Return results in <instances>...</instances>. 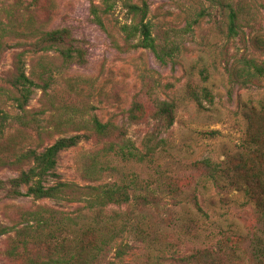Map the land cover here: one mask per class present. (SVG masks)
<instances>
[{
    "label": "rangeland",
    "instance_id": "1",
    "mask_svg": "<svg viewBox=\"0 0 264 264\" xmlns=\"http://www.w3.org/2000/svg\"><path fill=\"white\" fill-rule=\"evenodd\" d=\"M146 1L152 33L159 39H173L179 45L173 58L163 63L149 49H128L124 44L121 25L131 19L122 0L108 13L99 12L103 26L90 12L91 4L101 8L102 0H40L37 6L34 0H0V22L17 30L11 38L3 37L6 47L0 56L1 109L10 114L21 113L9 98L8 79L14 54L28 48L33 39L26 35L32 25L36 23L44 30L66 27L85 51L82 64L64 66H58L56 52L52 50L24 53L27 73L32 69L41 71L43 65L51 67L50 73L43 75L48 87L45 91L34 88L26 105L27 111L34 113L35 124L22 127L12 121L3 137L12 140L19 150H41L59 137L85 131L58 126V112L54 108L71 100L78 103L65 92L67 81L76 82L79 98L86 103L85 116L95 115L101 122L114 123L142 152L152 153L153 164L124 158L114 151L103 152L101 144L80 140L59 153V179L98 184L135 178L148 188H137L131 193L150 197L154 194L161 200L159 204L145 206L142 200L138 204L134 200L113 204L97 216L95 208L88 207L85 201L36 200L27 194L12 198L0 190V226L13 224L9 216L16 206H46L45 214L61 216L68 227L89 223L111 226L115 242L129 247L120 258L110 252V262L104 264H172L173 259L196 250L215 248L220 238L237 248L229 255L230 260L220 257L219 264H256L247 255L253 237H264V218L256 204L241 190L219 191L213 180L206 177L205 170H197L192 164L209 159L224 166L227 155L239 151L246 140L245 106L264 103V75L258 86L243 87L229 80L239 59L253 57L264 61V0ZM230 7L237 13L240 34L227 39ZM29 19L31 24H26L24 21ZM57 68L61 70L58 72ZM149 69L160 75L156 96L175 103L174 122L168 128L153 118V103L145 97L141 99L150 111L145 119L134 122L129 118L128 110L141 89V73ZM201 87L213 95L212 103L202 100L203 107L190 96L191 89L199 91ZM27 116L32 117L30 112ZM38 126L44 130L41 136ZM91 162L96 167L91 168ZM17 174L18 170L0 168V180ZM172 177L182 189L175 198L163 190ZM14 233L13 230L0 235V264H17L5 256L7 239Z\"/></svg>",
    "mask_w": 264,
    "mask_h": 264
},
{
    "label": "trees",
    "instance_id": "2",
    "mask_svg": "<svg viewBox=\"0 0 264 264\" xmlns=\"http://www.w3.org/2000/svg\"><path fill=\"white\" fill-rule=\"evenodd\" d=\"M117 1L121 0H102L101 8L94 3L91 4L90 12L98 24L103 26L99 12L108 13ZM122 1L131 19L130 23L121 25L124 44L128 49L138 47L149 49L161 63L167 61V58H173L179 45L173 39L167 37L159 39L152 33V25L147 19L149 12L147 1ZM34 4L39 5L40 0H34ZM237 19L236 11L230 7L225 33L227 39L239 36ZM24 22L31 24V19ZM16 32L14 26L5 27L3 22H0V56L6 47L5 36L11 38ZM26 35L32 36L33 39L28 48L14 54L13 70L8 79L9 98L15 102L21 113L10 114L0 108V168L9 167L18 170V174L0 180V190H5L12 198L27 194L36 200L48 198L69 202L85 201L88 207L95 208L97 216L101 215L109 205H121L130 200H134L137 204L142 200L144 206L148 203L159 204L161 200L154 194L150 197L147 194L131 193L137 188H148L147 185L144 187L139 184L135 178L129 181H108L98 184H79L59 179L56 170L59 153L76 145L80 140H93L101 144L100 150L103 152L114 151L124 158L146 160L148 164H153L152 153L142 152L130 139H126L125 132L114 123L101 122L95 115L85 116L83 111L86 103L79 98L81 94L76 82L67 81L65 92L68 98H74L78 103L71 100L59 108L54 107L53 104L50 106L58 112H56L58 126H73L76 131L82 129L85 131L59 137L41 150L36 148L19 150L12 140L8 141L3 137L12 121L22 127L35 124L34 113L27 111L26 105L34 88L41 87L45 91L48 87L43 75L44 72L50 73L51 67L47 68L43 65L41 71L32 69L27 73L23 63L25 52L38 54L52 50L56 52L58 66L69 63L82 64L85 61L84 49L66 27L44 30L35 23ZM239 60V64L230 71V82L243 87L260 85L261 77L264 75V61L253 57H243ZM60 70L61 68H57L58 72ZM31 76L43 83L39 84ZM159 76L150 69L141 73V89L132 101L128 114L130 120L134 122L144 120L146 114L150 112L143 102L144 99H141L145 97L153 103V111H151L153 118L168 128L174 122L175 103L156 96ZM190 96L199 107H203V99L209 103L213 102V95L206 87H201L199 91L191 89ZM81 103L82 105H79ZM29 112L32 115L30 119L27 116ZM243 113L247 120L246 140L243 147L236 153L227 155L222 167L209 159L196 161L192 166L197 170L203 168L206 177L213 180L219 191L230 189L243 191L249 200L256 204L260 217L264 218V103L245 106ZM43 132L42 127L38 126V136ZM89 165L91 168L96 167L94 162ZM49 181L54 182L48 183ZM23 186L25 190L22 189ZM163 190L172 193V198H175L182 189L176 178L172 177L165 182ZM44 211H48L46 206L14 207V211L9 216L13 224L0 226V235L13 230L15 232L7 239L5 247L7 259L17 264H104L110 262L108 260L110 252L113 257L120 258L129 247L127 244L115 242L116 234H113L111 226L107 224L100 226L89 223L72 228L67 226L61 216L57 217L52 212L45 214ZM69 234L72 236L69 237ZM236 248L220 238L215 248L196 250L188 256L173 259L172 264H219L220 257L230 260L229 255L234 254ZM247 255L256 261V264H264V237H253Z\"/></svg>",
    "mask_w": 264,
    "mask_h": 264
}]
</instances>
